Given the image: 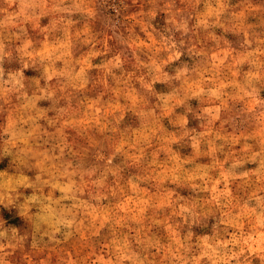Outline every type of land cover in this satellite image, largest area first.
<instances>
[{"label":"clouds","instance_id":"9594fccd","mask_svg":"<svg viewBox=\"0 0 264 264\" xmlns=\"http://www.w3.org/2000/svg\"><path fill=\"white\" fill-rule=\"evenodd\" d=\"M84 233L104 264H264V0H0V264Z\"/></svg>","mask_w":264,"mask_h":264},{"label":"rangeland","instance_id":"374dc122","mask_svg":"<svg viewBox=\"0 0 264 264\" xmlns=\"http://www.w3.org/2000/svg\"><path fill=\"white\" fill-rule=\"evenodd\" d=\"M202 7V5H201ZM138 7L135 8V11L129 12L127 16V27L132 29L133 32L136 33L140 37V40L143 41L144 45H150L151 41L148 40L147 34L142 32L140 29V26L136 23L135 20V12L138 11ZM110 33H103L99 32L96 33V39L107 41L108 45L111 46L113 41L110 38ZM97 47H100L97 45ZM93 63H99V58L97 60L93 61ZM104 99H107V93L103 95ZM123 103V101H121ZM165 124H167V121H164ZM219 122H217L216 127L219 128ZM229 131H231L229 129ZM71 142V139H70ZM237 148H239V145H237ZM163 157L161 156V159ZM125 204L131 206L132 208H136L137 204H135L131 197H127L124 201ZM125 208H121L120 212H125ZM97 220L99 221L97 223V227L100 230L101 236L105 233V228L101 226L100 222L106 223L105 217H98ZM126 231V230H125ZM88 237L87 233H84L81 235L79 240H74L70 242L69 244L65 245L63 248V251L60 248H48L43 250L42 253H37L36 258H29L26 262V264H58V261L62 256L71 255L72 259L74 261H77V264H104L105 261H107L110 258V251L108 243H106L103 239H98L96 237H93V240L91 243L85 245L82 244L80 241L84 240ZM155 252V250H153ZM156 259L159 261L161 257H156ZM252 264H260V261L258 259H253Z\"/></svg>","mask_w":264,"mask_h":264}]
</instances>
